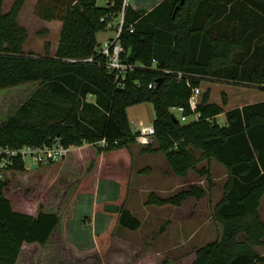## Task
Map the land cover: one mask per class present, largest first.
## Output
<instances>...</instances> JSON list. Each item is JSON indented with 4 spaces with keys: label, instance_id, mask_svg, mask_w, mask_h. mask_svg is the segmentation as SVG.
I'll list each match as a JSON object with an SVG mask.
<instances>
[{
    "label": "trees",
    "instance_id": "1",
    "mask_svg": "<svg viewBox=\"0 0 264 264\" xmlns=\"http://www.w3.org/2000/svg\"><path fill=\"white\" fill-rule=\"evenodd\" d=\"M100 1L102 5L98 0H36L37 21L61 23L55 48L46 42L40 55L25 46L23 0H15L7 12L0 0V90L39 83L0 125V147L50 145L58 139L68 149L91 145L95 156L126 148L135 144L138 134L128 108L150 103L156 145L145 146L143 153L161 152L172 174L182 178L211 159L227 172L214 208L222 236L196 249L192 264H264L255 250L264 245L259 213L264 196V101L224 111V101L221 106L209 102L207 90L195 109L189 104L193 89L207 78L264 90V0H162L149 11L123 6L124 0ZM122 13V58L136 67L118 82L97 56L96 34L107 31ZM92 56V63L77 62ZM177 108L187 122L175 117ZM221 114L222 124L216 120ZM194 149L201 152L198 159ZM67 157L50 165L58 169ZM94 160L78 169V175L92 170ZM27 172L16 161L0 181V264H19L25 248L42 250L60 224L56 212L13 209L6 192L13 177ZM197 175L210 182L207 168ZM204 196L203 188L191 185L168 197L151 194L147 204L181 207L189 198ZM140 225L129 210L120 209L118 226L135 231Z\"/></svg>",
    "mask_w": 264,
    "mask_h": 264
},
{
    "label": "rangeland",
    "instance_id": "2",
    "mask_svg": "<svg viewBox=\"0 0 264 264\" xmlns=\"http://www.w3.org/2000/svg\"><path fill=\"white\" fill-rule=\"evenodd\" d=\"M14 1L3 0V12L10 10ZM161 1L127 0V4L147 10L150 7L153 9ZM23 2L20 21L28 29L25 46L40 55L44 52L46 42L51 49L55 48L61 27L60 21L55 20L51 23L37 21L33 16L36 0ZM99 2L100 5L103 4L102 1ZM119 21L120 16H117L111 24L117 25ZM42 29H46L47 32L40 34L39 31ZM113 35V29L100 33L99 44L101 45L106 37ZM38 85V82L27 83L0 90V125ZM199 89L200 99L208 90L209 102L221 106L224 101V111L264 101V90L256 85L207 78L201 82ZM87 100L93 99L88 96ZM173 113L179 118L177 111ZM127 115L134 131L138 129V123L149 126L155 118L150 103L128 108ZM216 120L220 124L224 123V114ZM101 144L103 143L98 145ZM155 145L154 143L153 146ZM132 147L134 160L129 177L130 188L128 187L121 201L117 180L103 176L97 180L98 188L94 193L85 189L70 193L64 191L66 187L63 186L65 182L62 179H53L55 176L53 171L41 166L29 170L30 161H26L25 169L28 172L13 177L11 188L6 192L7 198L10 199L13 209L19 212L30 214L39 210L56 212L60 217V224L57 233H54L45 248L39 251L25 248L26 252L23 253L19 264H29L32 260L35 262L32 264H192L196 249L221 238L223 228L214 218V208L223 193V184L227 176L225 168L213 159L198 163L197 170L202 167L209 170L210 188L207 177L198 176L197 170H190L185 178H178L165 164L166 160L162 153L147 156V153L142 152L143 147ZM192 153L196 159L201 155L196 149L192 150ZM149 168L151 171L147 173L146 170ZM140 169L142 170L139 171ZM191 185L203 188L205 196L200 200L189 198L181 207L147 204L151 194L168 197ZM133 186L138 188L133 189ZM262 199L259 213L264 222V196ZM107 204H116L120 209L129 208L141 223L139 229L130 231L117 224L109 230V221L113 215L105 212L104 207ZM62 234L73 249V253L68 247L69 251L65 248ZM255 250L264 257V245L255 247ZM79 252L86 254L77 255Z\"/></svg>",
    "mask_w": 264,
    "mask_h": 264
},
{
    "label": "built area",
    "instance_id": "3",
    "mask_svg": "<svg viewBox=\"0 0 264 264\" xmlns=\"http://www.w3.org/2000/svg\"><path fill=\"white\" fill-rule=\"evenodd\" d=\"M127 5V0H124L123 6ZM123 25V13L120 16V21L117 25L109 23L107 30L113 29L114 35L103 41L97 48V56L103 58L102 65L112 74H114L115 80L118 82L123 81L128 72H132L135 65L127 64L122 58L123 48L119 42V36ZM95 57H88L85 59L77 60L81 63H92ZM75 62V60H73ZM121 84V83H120ZM149 88L153 87V84H149ZM200 89L195 88L192 91V95L189 100L191 109H195L199 103ZM179 113V120L181 123L187 122V118L181 116L182 108L174 109ZM198 115H195V119ZM137 136L135 137V144L140 146H147L153 144L155 137L154 127L151 125L144 126L142 123H138ZM69 152V149L64 147L58 139L50 145L31 146L23 145L20 147H0V181L4 179L5 171L14 165L16 161L20 162L24 168L26 161H30L29 170L31 165L37 166L56 163L63 160Z\"/></svg>",
    "mask_w": 264,
    "mask_h": 264
},
{
    "label": "crops",
    "instance_id": "4",
    "mask_svg": "<svg viewBox=\"0 0 264 264\" xmlns=\"http://www.w3.org/2000/svg\"><path fill=\"white\" fill-rule=\"evenodd\" d=\"M99 1L100 0H98V2H97L98 5H100ZM129 6H131L135 10H142V9L137 8V6L132 5V4H130ZM151 9L152 8L150 7L147 10H142V11H149ZM102 32H105V31H101V32H98L96 34V40L98 43H100V41L98 40V36ZM111 37L112 36H108L103 40H107ZM212 103H214V102H212ZM214 104H216V103H214ZM219 116H222V114ZM132 146L144 148V146L132 144L126 148H122L119 150H113L115 153L112 151H109V152H103L102 154L95 156L93 146L88 145V144H84L82 147L69 148V151L71 152V154L68 155V157L65 159V161L63 163L58 165V169L56 172L53 168L54 165L45 164V165H41V167H45L46 169L53 171L55 174L53 179H55L58 176L63 177V179H65L64 181L66 183L64 187L68 188V191H69V188L71 189V188L75 187L76 188L75 192H78L79 189H82V190L85 189V191H90V192L94 193L98 188L97 187V180L99 178L104 176V177H107V178L112 179V180H117L119 190H120L119 200L121 201L123 199V197H125L127 190L130 188V182H129L130 178L129 177L132 173L130 171H132L131 167L133 165V160H134V157L132 155V151H134V150H133ZM158 153H161V152H158ZM158 153H155V154H148L147 153V156H151V155L155 156ZM90 159L96 160L92 170H90L87 173L84 172V174L79 176L78 171L80 169L83 170L85 163L88 162ZM165 164L167 165L166 161H165ZM147 166L149 167V165H147ZM39 167L40 166H38L36 169H38ZM141 170L142 169H140L139 171H141ZM150 171H151L150 168L148 170H146L147 173H149ZM142 172H144V171H142ZM177 177L182 178L179 176H177ZM86 180H88V182ZM85 181L87 182L86 184H84ZM132 188L136 189L138 187L133 186ZM105 203H108V202H105ZM165 206H167V205H165ZM260 207H261V204H260ZM125 209L129 210L134 215V213L129 208H125ZM119 211H120V207H119ZM109 214L113 215V216H111L112 218L110 219L109 226H108V229L110 228L109 230H111L114 226H116L118 224L119 212L117 214H113V213H109ZM67 247L73 253V249L71 248V246L68 243H67ZM92 253H87V255L88 254L90 255ZM85 254H84V252L77 253V255H85Z\"/></svg>",
    "mask_w": 264,
    "mask_h": 264
},
{
    "label": "water",
    "instance_id": "5",
    "mask_svg": "<svg viewBox=\"0 0 264 264\" xmlns=\"http://www.w3.org/2000/svg\"><path fill=\"white\" fill-rule=\"evenodd\" d=\"M37 167H38L37 165L33 164V165H31V170H34ZM104 210H105V212H108V213L117 214L119 212V206L116 204H113V205L107 204V205H105Z\"/></svg>",
    "mask_w": 264,
    "mask_h": 264
}]
</instances>
